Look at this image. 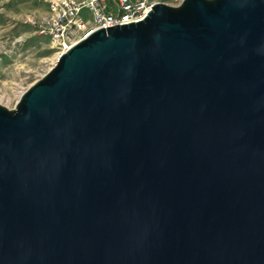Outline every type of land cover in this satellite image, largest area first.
I'll list each match as a JSON object with an SVG mask.
<instances>
[{"label": "water", "instance_id": "obj_1", "mask_svg": "<svg viewBox=\"0 0 264 264\" xmlns=\"http://www.w3.org/2000/svg\"><path fill=\"white\" fill-rule=\"evenodd\" d=\"M0 264H264V0L156 4L0 106Z\"/></svg>", "mask_w": 264, "mask_h": 264}, {"label": "rangeland", "instance_id": "obj_2", "mask_svg": "<svg viewBox=\"0 0 264 264\" xmlns=\"http://www.w3.org/2000/svg\"><path fill=\"white\" fill-rule=\"evenodd\" d=\"M47 10V0H0V106L7 110L56 63L58 49L36 32Z\"/></svg>", "mask_w": 264, "mask_h": 264}, {"label": "built area", "instance_id": "obj_3", "mask_svg": "<svg viewBox=\"0 0 264 264\" xmlns=\"http://www.w3.org/2000/svg\"><path fill=\"white\" fill-rule=\"evenodd\" d=\"M183 0H47L37 34L58 49V56L93 31L142 21L156 4L178 6Z\"/></svg>", "mask_w": 264, "mask_h": 264}, {"label": "bare ground", "instance_id": "obj_4", "mask_svg": "<svg viewBox=\"0 0 264 264\" xmlns=\"http://www.w3.org/2000/svg\"><path fill=\"white\" fill-rule=\"evenodd\" d=\"M58 57H59V56H58ZM58 57H57V58H58Z\"/></svg>", "mask_w": 264, "mask_h": 264}]
</instances>
